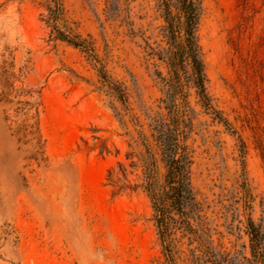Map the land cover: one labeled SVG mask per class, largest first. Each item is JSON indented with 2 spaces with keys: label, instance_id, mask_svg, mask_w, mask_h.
I'll list each match as a JSON object with an SVG mask.
<instances>
[{
  "label": "rangeland",
  "instance_id": "rangeland-1",
  "mask_svg": "<svg viewBox=\"0 0 264 264\" xmlns=\"http://www.w3.org/2000/svg\"><path fill=\"white\" fill-rule=\"evenodd\" d=\"M54 2L0 0V264H168L146 191L109 179L123 162L142 181L131 162L147 110L162 106L157 71L168 74L152 50L166 45L162 11L156 0H61L58 24L91 41L94 60L56 37ZM198 36L218 114L187 88L194 190L217 248L264 264V0H203ZM21 88L40 97L37 138L22 127ZM177 238V263L196 264L195 244Z\"/></svg>",
  "mask_w": 264,
  "mask_h": 264
},
{
  "label": "trees",
  "instance_id": "trees-1",
  "mask_svg": "<svg viewBox=\"0 0 264 264\" xmlns=\"http://www.w3.org/2000/svg\"><path fill=\"white\" fill-rule=\"evenodd\" d=\"M49 7L47 22L57 38L82 48L91 58L98 60L91 41L58 23L62 14L61 0H54ZM165 19L163 37L166 43L160 49L152 47L153 54L167 63L168 74L157 71L163 81L160 110H147L148 128L140 129L144 152L139 161L132 160L134 168L141 167L142 181L132 182L127 166L120 162V169L109 170L111 183L119 192L136 191L142 187L151 202L155 225L161 239L168 264L177 263V235L188 238L192 258L196 264H235L233 257L217 248L210 229L205 223L201 203L192 181L193 155L189 136L193 128L194 111L187 88L194 87L206 108L218 111L211 103L207 90V73L198 29L203 13V0H156ZM104 81L113 91L118 85L100 68ZM32 89L21 88L18 110L26 114L22 127L27 135L37 138L40 97ZM39 92V91H38ZM132 153L128 158H132ZM253 253L256 255L262 243L261 227L250 223Z\"/></svg>",
  "mask_w": 264,
  "mask_h": 264
}]
</instances>
